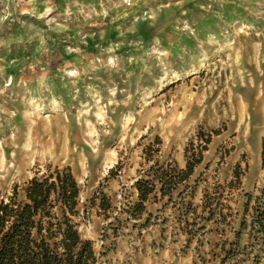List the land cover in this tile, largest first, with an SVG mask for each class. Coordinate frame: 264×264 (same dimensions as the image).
I'll list each match as a JSON object with an SVG mask.
<instances>
[{"label":"rangeland","instance_id":"374dc122","mask_svg":"<svg viewBox=\"0 0 264 264\" xmlns=\"http://www.w3.org/2000/svg\"><path fill=\"white\" fill-rule=\"evenodd\" d=\"M199 129L220 133L179 189L193 187L199 205L208 190L238 227L244 194L264 186V0H0L1 194L69 166L80 190L75 220L95 264H133L146 253L165 264L174 252L216 264L219 249L204 240L215 233L203 236L199 256L178 235L186 194L148 202V219L125 212L136 179L151 166L185 165ZM31 145L34 156L20 154Z\"/></svg>","mask_w":264,"mask_h":264},{"label":"trees","instance_id":"16d2710c","mask_svg":"<svg viewBox=\"0 0 264 264\" xmlns=\"http://www.w3.org/2000/svg\"><path fill=\"white\" fill-rule=\"evenodd\" d=\"M219 133V129L207 132L199 129L195 135L196 143L191 140L184 148L183 168L176 163L151 166L149 178L134 182L137 200L125 212L134 220L147 213L148 219L151 214L147 211L148 202L166 199L165 204L171 203L174 195L184 201L186 194L189 199L184 201L183 215H194L203 222L213 220L218 225L216 231L220 237L215 244L219 249L216 255L218 264L227 261L239 264V260L264 264V186L258 189L257 194H244L242 211L236 213L238 227L232 226L234 215L230 206L226 209L219 207L218 210L212 207L208 190L203 192L201 213L197 214V206L192 201L193 187L189 193H186L187 186L179 189L203 161L212 134ZM156 142L160 144L159 137ZM152 146L147 145L144 152L149 155ZM261 159L264 166V146ZM235 180L240 183L237 173ZM79 192L69 166L49 167L41 174L36 173L23 185L15 184L8 195H2L0 191V264H95L93 242L81 236L75 220L80 214ZM97 198L94 196L92 201ZM98 199L100 209L107 211L112 207L105 193L100 192ZM195 218L185 223L187 233L192 236L203 233L206 228L205 223L198 225ZM220 224L228 226L232 237L225 236L227 231Z\"/></svg>","mask_w":264,"mask_h":264},{"label":"crops","instance_id":"0c3cea01","mask_svg":"<svg viewBox=\"0 0 264 264\" xmlns=\"http://www.w3.org/2000/svg\"><path fill=\"white\" fill-rule=\"evenodd\" d=\"M184 166L185 165H179V168H183ZM199 199L202 203V197H200ZM193 200L192 201H193L194 205L197 206V214H200L201 213V204L199 205V204H197V202H195V197L193 198ZM180 217H181L180 215H177L176 225L178 228L176 230L179 233L178 235L184 239L185 249L192 250L196 256H199V252L201 251V248H203V245H204L202 242L203 236H210L213 233H215V236H216V239H214L215 241H212L211 239H204V240H205L206 246H209V248L216 247L215 244L219 241L220 235L217 233L216 227L213 231H212V227L210 229H207V227H209V222H211L212 220L207 221V222H203V220H200L199 218H195L194 215H191V214H188L186 216L182 214V217L181 218ZM194 218H195V221L198 223V225L201 223H205L206 228L202 230L204 234L202 233V235H201V233L198 232L196 236H192V235H189L187 233L185 223L187 220L192 221V219H194ZM205 238H207V237H205ZM170 246L171 245H168L169 248H171ZM153 252H155V251H153ZM216 259H218V260L214 261L215 260L214 259L212 261H214L216 264H218L219 258L216 257ZM156 261H162V260L161 259H155V253H153L151 255L149 253H146L144 255H138V256L136 255V258L132 259L133 264H155ZM163 262H165V264H167V263H169V264H197L196 259L193 258L192 253L188 256L187 254H179L178 252L177 253L174 252V253L168 255L167 259L163 260Z\"/></svg>","mask_w":264,"mask_h":264},{"label":"bare ground","instance_id":"6f19581e","mask_svg":"<svg viewBox=\"0 0 264 264\" xmlns=\"http://www.w3.org/2000/svg\"><path fill=\"white\" fill-rule=\"evenodd\" d=\"M33 145H31L30 149H20V154L23 153L24 155L34 156L37 152L34 150ZM38 147V146H37ZM40 148H45V146H39ZM2 158V157H1ZM0 163H3V159L0 160Z\"/></svg>","mask_w":264,"mask_h":264}]
</instances>
